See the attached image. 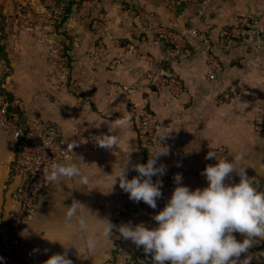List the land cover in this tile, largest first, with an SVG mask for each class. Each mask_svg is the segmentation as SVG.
<instances>
[{"label": "crops", "instance_id": "0c3cea01", "mask_svg": "<svg viewBox=\"0 0 264 264\" xmlns=\"http://www.w3.org/2000/svg\"><path fill=\"white\" fill-rule=\"evenodd\" d=\"M13 1H19L29 7L33 4L36 5V0H0L7 21L8 14L13 13ZM87 9L91 11V17L85 20L90 23L94 22L97 28L96 31L92 33L88 29L90 33L87 36L88 38L68 41L65 45L66 48H69L67 54L73 61L70 76L76 85H80L78 90L86 98V104L81 106L83 111L79 110L77 115L75 109L70 110V107L66 108L62 105L59 106L58 110L53 111L50 110L49 106L33 105L32 109H29L26 113L29 117H40L56 123L63 137L68 141H73L80 135L78 130L85 128L88 120L96 119V123L103 120L97 119L98 114L94 113L93 108L101 113H107L111 117L118 118L129 112L125 107V110L119 113L116 107L117 102L120 100L124 102L128 98L135 99L139 96L140 88L145 90L144 92H151L150 88L146 86L147 81L144 79L147 64L136 55L128 52L129 45L138 48L140 53L151 55L157 61L166 62L165 69L170 73H175L180 78L184 89H186L187 94L184 100H188L190 95L197 96L199 93L204 92L205 88L209 92L210 88L204 84V81L212 82L207 79L206 54L203 51L199 52L197 45L192 42L190 47L196 53L193 58L167 61L163 46L156 44L153 38L147 35L143 21L140 19L141 12H156L166 26L177 31H185L194 22L201 30L206 31L215 47L217 56L221 58L222 65L226 67L221 73L224 74L223 84L214 89V93L222 92V87L226 85H232L231 83L234 80L232 75H236L237 78L242 76L241 74L238 75L232 66V62L237 56L236 52L242 48L241 43L254 49V51L252 49V54L247 57L246 61L257 62L256 64L264 69V36L259 35L251 28L245 29L241 37L233 31L239 22L238 16L247 18L254 16V18L258 17L264 20V0H216L207 15L199 22L195 3L177 5L172 0H96L93 5H88ZM72 10L74 12V8ZM73 17H76L75 13ZM74 19L71 21L74 22ZM84 26L86 27V24ZM143 37L146 40L143 41ZM235 37L241 40H235ZM8 38L10 36H8L7 30L5 41L7 57L13 64L12 56L14 54L8 50ZM13 40L10 39V42L15 52L16 46L14 47V45L18 44V40L16 43H13ZM19 48L21 49L22 46ZM261 71V75H257V78L262 80V94L264 96V72ZM247 79L248 77L245 80ZM249 79L253 80L251 77ZM243 85L247 88V92L252 89L249 82L246 84L243 81ZM2 86L4 87V85ZM12 92L19 94L16 93L18 92L16 88L12 89ZM66 96L67 94L62 93V98L65 99ZM263 96L260 99V106L252 113L251 122L241 130L240 135L227 134L216 143L217 145L226 144V153H219L217 158L222 155L229 162H232V156L235 155L237 150L243 148L246 151L245 159L238 162V164L245 167L247 177L253 181L259 192H264V130H257L259 117H264ZM14 100L18 101L15 98ZM22 108L24 111L26 110L24 106ZM188 130L189 132L182 131L180 137V141H184L186 145L187 141L190 140V148L187 152L181 153L183 156L181 159L185 160L180 164L181 174H183L182 184L188 186L191 190L202 189L207 186L208 182L205 176L202 175V170L194 171V165L189 164L188 159L192 156L197 157L196 159L199 162L203 161L204 144L207 141L196 135L192 126L188 125ZM185 134L189 136L184 138ZM79 145L74 158H82V162L88 165L82 167V171L91 178V183L87 187H83L78 179L69 180L65 178L59 182L48 181L46 191L40 196L38 210L32 221L26 226L22 235V243L15 250L14 258L9 264H44L51 255L65 251H67L68 258L73 261V264H120L121 258L124 264H142V260L136 255L142 249V246L137 248L131 241L120 238L116 230L113 231L112 242L102 241L101 247L95 253H89L81 249L75 243L74 238L62 229V219L66 211L64 207L70 206L73 200L85 204L90 212L96 214L98 218L109 216L117 226L128 222L133 224L144 222L150 228L155 227L156 222L152 217L164 208V206H157L156 209L147 208L144 212L138 214L126 215L125 212L117 214L116 204L111 200L112 206H107L104 202V211L107 215L102 214L99 204L94 200L93 192L95 185L93 181V160L95 155L79 150ZM0 146H5L2 136L0 137ZM14 159L15 146L14 158L5 169L3 179L0 182V243L2 241L3 224L8 220L13 204L11 193L15 183L12 181L11 170ZM73 162H78V160H73ZM215 163H217V160L213 158L212 165ZM199 166H203V163ZM193 172L196 175H193ZM230 176L231 179L226 178L225 183H239L238 170L231 173ZM175 187L176 184L173 179L169 186V197H171ZM132 204L133 201L130 199L128 209L131 208ZM234 235L238 241H242L244 238L240 233ZM52 240H59L68 248L66 249L58 241ZM249 251L256 254L264 252V240H260ZM244 255L246 254H242V257ZM260 261L264 264V257H261Z\"/></svg>", "mask_w": 264, "mask_h": 264}, {"label": "rangeland", "instance_id": "374dc122", "mask_svg": "<svg viewBox=\"0 0 264 264\" xmlns=\"http://www.w3.org/2000/svg\"><path fill=\"white\" fill-rule=\"evenodd\" d=\"M49 0H36V5L31 7L24 5L19 1H13V13L8 14L7 29H8V50L14 55L12 68L8 67L5 63L0 62V85L8 93L15 95V99L23 103L25 112L27 113L33 105L41 107H50V110H58L59 106L70 107V110L76 111L78 115L79 110H82L81 106L86 104V98L78 90L80 85H76L75 81L70 76L73 62L67 54L66 43L73 40H81L88 38V29L94 33L96 27L94 22L90 23L86 18L91 17V11L87 9L91 1L79 0L75 2V5L70 7L67 11V18L63 19L56 16L51 12V7L48 4ZM72 3V0H69ZM61 2L57 0V3ZM69 2H67V6ZM22 7V15L19 17L16 14V7ZM74 8L73 10H71ZM75 13L76 17H73ZM77 13V14H76ZM74 19V22L71 20ZM243 17L238 16V20ZM247 18V17H246ZM249 18H254L249 17ZM63 19V20H62ZM86 24V27L84 26ZM247 29V28H246ZM249 29V28H248ZM15 36V38H14ZM238 36V35H237ZM241 37V35L239 36ZM14 38V40H13ZM235 40H241L237 39ZM18 44L14 45L15 52L13 51V45L10 42ZM51 44L56 47L62 48V56L67 59L66 66L68 68V80H60L59 74L64 73L63 68H52L48 51ZM22 48L20 49L19 47ZM242 48L236 52L237 56L232 62V66L238 73L242 75L237 78L236 75H232V85L222 87V92H213L214 89L220 87L224 74H221L217 80L212 82L204 81L207 85L209 92L199 93L197 96L190 95L188 100H184L186 96V89H183L181 94L170 93L165 88L157 89V87L147 84L152 94L144 92L145 90L139 89V96L128 98L126 101L117 102V111H124L127 107L128 112L132 116L130 134L122 133L121 143L117 147L112 149H106L100 147L98 151H93L88 142L90 139H94L95 136L103 134H109L110 123L114 121L115 117H111L107 113H101L96 109L94 113L98 114L96 117L100 120L96 123L95 120H88L86 127L78 130L82 135V141L80 143L79 150L87 151L95 155L94 163V200L99 204L101 213L107 215L104 211V202L113 200L115 204L120 197L123 190L119 187V183L115 184L111 191H109V185L105 183L106 177L104 175H110L115 172L117 166L127 157L129 151V157L132 164H146L149 159V153L145 149L138 137L137 120L140 116L141 110L146 109L156 114L158 123L156 128V137L161 132V127L167 128L172 131L170 135L163 141L169 147V154L166 156H160L158 159V166L164 165L166 172L163 176L153 177L155 182L157 179L162 181V197L157 200V206H165L167 200L170 198L169 186L171 180L174 179L176 174H181L180 164L185 162L182 160V152H187L189 141L184 143L180 141L181 132H189L188 125L193 127V132L196 135L206 139L204 144L205 152L203 161H198L197 157H189V164L194 165V171H201L209 164L213 163V158H207V154L210 151L219 153H226V144L217 145V141L222 140L224 135L237 134L240 135L241 130L246 128L252 120V113L260 106V99L263 96V83L262 80L257 78V75H261L264 69L256 64L257 62L246 61L247 57L252 54L253 47L249 45H243ZM254 51V49H253ZM10 52V53H11ZM215 52V47H214ZM216 53V52H215ZM217 54V53H216ZM10 55V54H9ZM219 57V56H218ZM220 58V57H219ZM221 59V58H220ZM223 68L226 69L225 66ZM63 69V70H62ZM224 69V70H225ZM248 77V81L245 80ZM249 77L253 78L250 80ZM248 83L252 89L248 90L243 85ZM2 83L4 87L2 86ZM0 87V89H1ZM18 89L19 94H14L12 89ZM185 90V91H184ZM62 93L67 94V98H62ZM148 93V94H147ZM264 97V96H263ZM93 110V111H94ZM31 111V110H30ZM110 120V121H105ZM112 120V121H111ZM114 128V125H113ZM77 132V130H75ZM120 131V130H118ZM191 133V132H190ZM115 134V132L111 133ZM3 142L5 146H0V182L3 179V173L8 165L14 158V146L15 141L2 133ZM0 136V137H1ZM189 135H184V138ZM204 143V142H202ZM201 143V144H202ZM143 153H146L144 155ZM176 154V156H175ZM219 156V155H218ZM203 163V166H199ZM96 165V166H95ZM101 171H98L97 168ZM104 174V175H103ZM193 175H196L194 172ZM128 179L138 175V173L129 166ZM183 175V174H181ZM106 205V204H105ZM129 205L123 211L125 214H138L144 212L147 208H151L143 201L134 202L129 208ZM122 212V213H123ZM109 217V216H108ZM113 220V219H112ZM113 221H116L115 219Z\"/></svg>", "mask_w": 264, "mask_h": 264}, {"label": "clouds", "instance_id": "9594fccd", "mask_svg": "<svg viewBox=\"0 0 264 264\" xmlns=\"http://www.w3.org/2000/svg\"><path fill=\"white\" fill-rule=\"evenodd\" d=\"M131 122L130 113L118 117L110 123L109 134L101 133L94 137L96 144L106 149L117 147L122 140L121 132H132ZM161 129L146 164H132L129 151L115 172L103 174L105 183L110 186L109 191L118 181L129 199L157 208V200L162 197V181L157 179L154 182L153 177L163 176L166 172L164 165L158 166V159L169 154V147L163 141L172 132L164 127ZM113 132L115 134H111ZM77 146L76 141L67 144L68 159L52 162L45 170V180L78 179L83 187L91 183V178L82 171V167L88 165L82 162V158H74L72 150ZM232 157V162H229L222 155L217 158L214 151L207 154V158H215L217 163L209 164L203 170L202 175L208 184L202 189L191 190L182 184V175L176 174V187L171 197L152 217L155 227L150 228L144 222L117 226L109 217L98 218L85 204L73 200L70 206L64 207L62 229L89 253H95L102 241L112 242L111 237L116 230L120 238L131 241L137 248L142 246L145 254H151L153 264H252L254 259L260 261L264 252L256 254L249 250L264 240V192L257 191L253 181L247 177L245 167L238 164L245 159L246 151L241 148ZM130 165L138 175L128 179ZM236 170L239 183H225ZM235 233H240L243 240L238 241ZM52 241L60 243L59 240ZM242 254L246 255L240 259ZM44 264H73V261L65 251L51 255Z\"/></svg>", "mask_w": 264, "mask_h": 264}, {"label": "built area", "instance_id": "2783aa9c", "mask_svg": "<svg viewBox=\"0 0 264 264\" xmlns=\"http://www.w3.org/2000/svg\"><path fill=\"white\" fill-rule=\"evenodd\" d=\"M49 0L51 12L61 17L67 9L69 0ZM177 5L195 3L197 6L198 22L204 18L216 0H172ZM96 0L89 4L93 5ZM22 7H16V14L22 15ZM140 19L143 21L147 35L153 38L156 44L163 46L166 52L167 61L188 60L193 58L196 53L191 49V43L194 42L198 51H203L207 56V79L216 80L223 72L224 68L220 58L214 52V45L206 33L201 30L194 22L186 28L185 31H177L166 26L160 16L154 12H141ZM7 33V20H5ZM246 28L255 30L259 35L264 36V20L256 18L243 17L234 27L236 35H241ZM2 32V17H0V35ZM146 40L143 37V41ZM62 48L51 44L48 51L49 62L54 69L66 66L67 59L63 57ZM128 52L136 55L147 64V71L144 75L147 84L165 88L170 93L176 95L183 92L184 86L175 73H170L165 69L163 61H157L149 54H143L138 48L129 45ZM2 49L0 43V57ZM1 62V61H0ZM64 69V70H63ZM62 74H59L60 80H68V68H63ZM23 103L11 101L7 94L0 92V131L11 137L15 141V159L12 166V181L15 187L11 193L13 201L12 209L8 220L3 224L2 241L0 243V264H9L14 258L15 250L22 243V235L26 226L32 221L39 207V199L42 193L46 191L48 181L44 179L45 170L54 161L65 162L68 159L67 144L73 141H82V135H78L73 141L66 140L59 126L49 120L40 117H29L23 110ZM18 108L24 113L22 121ZM158 119L152 111L142 109L137 120L138 137L142 146L148 153L154 150V141L156 139V128ZM258 131L264 130V117H259L257 126ZM93 151H98L100 147L94 139L88 142ZM78 147V146H77ZM77 147L73 148V155ZM64 150V151H61ZM116 213L121 214L129 205L130 199L126 192H122L116 200ZM112 206L111 201L105 203ZM137 257L142 260V264H153L151 254H145L143 248L137 252ZM244 257L241 256L240 259ZM120 264H124L121 258ZM252 264H263L262 261L254 259Z\"/></svg>", "mask_w": 264, "mask_h": 264}, {"label": "trees", "instance_id": "16d2710c", "mask_svg": "<svg viewBox=\"0 0 264 264\" xmlns=\"http://www.w3.org/2000/svg\"><path fill=\"white\" fill-rule=\"evenodd\" d=\"M72 1H73L72 3H70V1H69V5L67 6L66 13H65V15H64V17H63L64 20H65V18H67V16H66V15H67V11L70 10V7H71V6L73 7V6L75 5V2H76V3L79 2V0H72ZM83 1H87V0H83ZM88 1H92V0H88ZM71 10H72V9H71ZM0 17H2V32H1V35H0V43H1L2 53H1L0 61H1L2 63H5L8 67L12 68L11 60L9 59V57H7V50H6V44H5V41H6V38H7V33L5 32V27H6L5 20H6V17H5L4 14H3V11H2V7H1V5H0ZM63 19H62V20H63ZM2 85H3V83H2ZM0 87H1V85H0ZM0 92L7 94L11 101L14 100L13 95L10 94V93H8V92H7L5 89H3L2 87H1V89H0ZM93 109H95V108H93ZM14 110H15L16 112H19L20 117H21V119H22V121H23V120H24V117H23V116H24V113L21 112L18 108L14 109ZM143 154L146 155V153H143ZM12 166H13V165H12ZM11 177H12V173H11Z\"/></svg>", "mask_w": 264, "mask_h": 264}]
</instances>
